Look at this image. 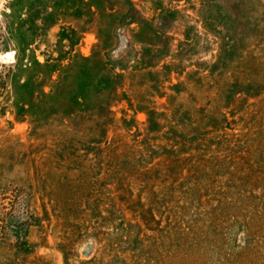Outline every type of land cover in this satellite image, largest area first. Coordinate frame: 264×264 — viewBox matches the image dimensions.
<instances>
[{
	"label": "rangeland",
	"instance_id": "rangeland-1",
	"mask_svg": "<svg viewBox=\"0 0 264 264\" xmlns=\"http://www.w3.org/2000/svg\"><path fill=\"white\" fill-rule=\"evenodd\" d=\"M0 264H264V0H0Z\"/></svg>",
	"mask_w": 264,
	"mask_h": 264
},
{
	"label": "trees",
	"instance_id": "trees-1",
	"mask_svg": "<svg viewBox=\"0 0 264 264\" xmlns=\"http://www.w3.org/2000/svg\"><path fill=\"white\" fill-rule=\"evenodd\" d=\"M38 64H39V65H43V64H41L40 62H38Z\"/></svg>",
	"mask_w": 264,
	"mask_h": 264
}]
</instances>
